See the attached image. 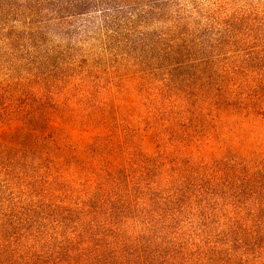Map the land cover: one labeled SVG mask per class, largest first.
<instances>
[{"label":"rangeland","instance_id":"obj_1","mask_svg":"<svg viewBox=\"0 0 264 264\" xmlns=\"http://www.w3.org/2000/svg\"><path fill=\"white\" fill-rule=\"evenodd\" d=\"M11 2H0L3 240L27 256L93 250L159 228L164 208L184 240L241 238L237 259L264 264V0H173L115 37L99 18ZM98 253L87 264L112 259Z\"/></svg>","mask_w":264,"mask_h":264},{"label":"trees","instance_id":"obj_2","mask_svg":"<svg viewBox=\"0 0 264 264\" xmlns=\"http://www.w3.org/2000/svg\"><path fill=\"white\" fill-rule=\"evenodd\" d=\"M11 1L7 0L8 9L13 8L14 4ZM30 1H34L40 8L50 9L57 18L83 17L87 24L100 19L102 28L114 37L122 33L124 36H130L140 32L147 21L160 15L165 5L173 2V0ZM34 11L26 7L22 10L29 16H37ZM41 11L43 10H39ZM94 13H97V16H93ZM163 209L159 210L163 214H161V224L155 230L153 228L157 224L150 220L146 222L149 226L146 229L147 232H142L136 237L116 236L112 241L105 242V246L100 245L101 241H99L93 250H87L78 244L75 249L63 248L62 253H57L56 256L54 253L45 256L22 254L18 245L14 246L8 242L9 240H3L2 230H0V264H87L88 260H93L100 255L98 252L107 249L112 259L105 260V264H252L249 256L246 259H237L238 248L246 249L236 244L241 243V238L238 241L234 240L235 243L231 244L226 239L213 240L214 238L201 235L184 240V234L180 235L170 230L167 221L169 214ZM144 212L147 216L148 212ZM94 239L91 238V240ZM114 240L116 241L113 242Z\"/></svg>","mask_w":264,"mask_h":264}]
</instances>
